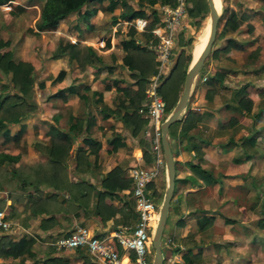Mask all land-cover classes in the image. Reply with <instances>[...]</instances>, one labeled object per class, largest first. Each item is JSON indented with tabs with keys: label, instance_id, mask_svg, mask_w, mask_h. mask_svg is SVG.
Listing matches in <instances>:
<instances>
[{
	"label": "crops",
	"instance_id": "1",
	"mask_svg": "<svg viewBox=\"0 0 264 264\" xmlns=\"http://www.w3.org/2000/svg\"><path fill=\"white\" fill-rule=\"evenodd\" d=\"M151 6L154 7V5ZM254 13H246L248 14L247 19L241 21L236 30L229 31L233 34L228 33L229 35L227 34L223 38L225 40L223 44L216 45V42L213 44L210 52L216 48H219V50L216 54H212L209 69L199 73L195 82L197 84L193 89L191 87L187 105L181 113L179 117L181 119L174 131L176 151L172 149L170 141L177 179L175 193L177 191L181 196L183 195L181 198H176L178 200L173 207L175 212L173 224L176 229L174 241L176 243L175 247L172 248L179 247V250L171 251V254L176 258L173 264H194V261L201 257L203 259L211 258L213 264H223L228 260L231 261L236 256L235 251L231 252L228 247L231 244L230 242L234 240L231 239L233 236L240 237L237 241L244 237L247 240V237H249L251 242H256L259 238L258 244L264 247V232L260 229V221L264 222V172L258 170V165L264 164V80L260 79L264 76V51L261 50V44H258L257 35L254 34L255 28L252 20L255 16ZM148 15L147 11L146 16L148 17ZM256 15H261L264 21V12L263 14L256 13ZM119 18L115 24L126 21L124 18L120 21ZM244 22L245 25H242ZM248 23L253 26L252 30H248ZM115 24L112 26L116 30L117 26ZM244 26H247L246 30L251 31L250 34L245 31L242 32V30H245ZM229 39L240 44L241 47L231 45L228 42ZM196 43L195 41L194 49L197 47L195 46ZM228 43L229 48L223 49ZM240 51L245 53L244 60H233L236 57V52ZM223 59L229 60L231 64L224 63ZM203 76L207 78L203 80ZM107 85L110 88L106 89ZM75 88L76 93L69 95L66 99L55 98L66 101L73 100L78 92L76 86ZM94 91L102 92V96L95 94ZM117 95L121 96V93H118L114 88L112 89L109 83H106L104 88L101 89L100 87L89 88L86 86L84 92L81 93L83 104L73 101L66 120L69 125V117L71 115L76 116L81 110L83 111L88 100H94L93 102L96 103L95 110H97L96 113L91 114L90 129L92 131L96 130V127L99 126V136L103 135L102 138L99 137L102 141V149L108 152L107 144L115 135H121L126 141L125 146L108 152L114 158L112 165L109 161H106V156L104 160L99 158L98 163L92 166L89 171H80L76 168V161H74V164L72 163L75 169L72 175L75 180L85 179L88 184L95 187L93 191L87 187L84 201H89V206H83L82 210L76 213L74 228L84 225L94 233L101 235H109L120 226L134 223L131 216L125 217L127 213L131 212L132 199L128 194L130 188L118 191V195L113 196L111 200L107 197L103 198L100 212L97 213V210H95L96 193L97 190L101 189L100 183L105 175L104 173L118 163L123 164L121 154L124 147L130 142L134 143L132 153L133 156L136 153L135 164L142 163L137 160L143 149L139 145V141L134 137L130 139L126 136L125 132L130 131V128L122 123V120L116 114L109 111V109L115 108L113 103L115 101L114 97L116 96L117 99ZM221 96H226L225 99L228 101L222 103L224 99L221 101ZM247 100L252 102L251 110L246 109ZM104 107L106 108V110H103L105 117L100 113ZM188 113L194 115L192 121L194 124L186 133H183L181 132V126ZM60 119L61 115L55 113L53 115L54 122L50 123L48 131L52 124L62 130H68V127L65 129L58 125ZM230 119L232 124L222 126ZM69 133L72 136L74 131H69ZM92 135L90 136L96 139L95 134ZM136 150L138 151L135 152ZM9 153H19L20 158L17 162L5 160V163L20 164L26 158V154H21L17 150ZM209 175L215 177L216 181H210ZM5 191L6 196L0 197V209H5L9 215L7 207L11 204L14 206L13 211L16 215L10 217L12 229L1 231L0 235L7 233L15 240L22 236L35 237L37 245L40 241L35 233L41 228L35 227L36 223L32 220L30 226L20 224L21 203L16 202V200L14 202V199L9 196V191ZM255 207L259 208L255 210ZM202 225H206V228L202 229ZM246 227L252 229L246 233L247 236L237 233V231L228 235L229 228L233 230L238 228L243 232V229H247ZM74 228L67 230V232ZM216 230H223L224 233L223 231L216 233ZM21 232L26 233L21 235ZM43 243H46L43 250L53 247L51 241H43ZM53 249L56 252L61 251L55 246ZM59 255L67 264H81L83 261L80 252L75 251L73 254L66 252H63V254L61 252L50 253L45 255L46 257L43 259H35L34 263L42 264L48 257ZM35 256L36 249L32 248L31 253L25 252L18 257L0 256V264H11V260L16 259L22 260L21 262H24V264H30L31 261H28V259H34ZM237 259L235 258V261Z\"/></svg>",
	"mask_w": 264,
	"mask_h": 264
},
{
	"label": "rangeland",
	"instance_id": "2",
	"mask_svg": "<svg viewBox=\"0 0 264 264\" xmlns=\"http://www.w3.org/2000/svg\"><path fill=\"white\" fill-rule=\"evenodd\" d=\"M124 2H126L127 4H125ZM42 3L43 2L40 0H12L11 2L8 1L4 4H0V41L8 42L7 45L1 47L0 51H10L15 61L29 62L33 66V71L31 74L32 96L31 98L28 97V102L31 101L32 103H34L33 105H35V108L33 110H30L26 114V116L21 118L20 121L12 122L7 125L9 129V136L7 139L4 136L0 135V152H10L17 150L20 151L21 154H26V158L23 163H0V189L9 191V196L14 199V202L16 200V202L21 203L22 209L19 212L20 224L23 223L26 226H30L32 220L36 223H34L36 225L35 227L39 229L41 228L38 232L35 233L40 242H38V244L34 247L36 249L35 258L28 259V261H31L30 264H36L34 263L35 259H43L46 257L45 255L50 253L61 252V254H63V252H66L69 254H73L75 251H79L77 249H61V251L56 252L53 247H49L48 250H43L46 245V243L44 244L43 241L53 242L58 236L64 235L67 230L74 228L75 215L79 210H82L83 205L80 204V206L73 208V206L69 203H60L62 197L58 196L54 199V197L51 196V194L54 193L51 186L46 187L42 184H39L40 187L36 190L33 188L31 189L30 187L32 186H29V184H27L25 188L21 186L22 184L20 178L28 175V167L30 168L31 166H36V163L41 160L42 156L45 153L43 147H46L51 143L50 135L48 134V128L50 123L54 122L53 115L55 113H59L61 115V119L59 120L58 125L66 129L68 127L66 120L72 107V103L73 101H78V103L83 102L81 93L84 92L86 86H88L89 88L100 87L101 89L104 88V85L106 83H109L112 86V89L114 88L118 93H121V96L123 95L122 91L115 87L125 86L131 90H134L137 87L136 78L134 76V73L136 72L130 70L127 64L124 63L123 59L126 55V51L122 48L120 43L122 39L129 37L128 30L132 25L122 22V17L119 18L121 23L115 24V26H117L116 30L112 25L106 23L108 20V15L104 13L103 8L109 3V0H97L95 2L89 3L86 8L94 6L99 9V11L95 15H92L89 19L88 17H85L81 14V12L85 9L83 8L80 13H72L67 16L59 23V25L55 29L43 31L39 30L36 26L39 19ZM216 3L218 5L220 14L215 40L216 45L223 44L225 41L223 38L230 31H225V34L222 36L219 35L221 30L223 29L225 20L230 15L231 11H238L239 14L243 11L245 13L255 12V16H253L252 18L255 28L254 34L257 35L258 44H261V50L263 49L264 51V21L261 15H256V13L263 14L264 0H216ZM158 4L161 3H156L153 7L151 6V4H148L146 0H120L118 7L115 9V13L119 14L121 11L127 10L130 7L138 8L140 7V5H142V7L146 11H148V17L152 19L156 14L153 9L157 10ZM191 6L192 3L188 1V7L190 8ZM157 15L162 19V14L158 13V10ZM194 21L195 19L192 16L190 20L186 21L185 26H183L176 35V42L173 48L175 56L180 48V38L181 43H188L190 39L193 40L191 44H185L184 46L191 55V57L189 58V65L192 61L193 55L203 45L202 39L207 36L210 31L209 12L202 20V24L200 26H196L194 24ZM87 23H92L93 27L89 28L87 26ZM242 25H245V22ZM244 27L245 30H242V32L245 31L250 34L251 31L246 30L247 26ZM135 37L141 45H146L148 49H152V51L155 52V43L149 41V39H147L142 31L137 30V32L135 33ZM108 39L110 40L109 46L107 45ZM68 40L71 42H77L81 47L82 52L88 55L87 58H91V61H85V64L82 65L76 60L70 61L67 55H63L59 58H53L52 53L57 44L60 41L66 42ZM195 41L197 42L195 45L197 46L196 49H194ZM89 46L92 47L94 49L93 51L96 52V57L90 52ZM236 53V57H234L233 60H244V52L240 51ZM211 61L212 52H210L205 59L199 73L209 69ZM223 61L224 63L231 64L229 60L223 59ZM156 67L157 65L155 66L154 72L148 76L145 85V98L143 102L146 99V90L150 86L151 76L156 72ZM61 68H65L67 71L65 78L62 81L53 82V78ZM197 79L198 77L194 81L192 89L197 84H195ZM260 79L264 80V76L260 77ZM72 83L77 87L78 90L77 95L73 100L71 99L69 101H66L61 98L49 97L58 89V87ZM182 90L183 86L181 88L180 95L182 93ZM12 92H17V90L13 87V84L11 82V73H4L0 69V93L3 94ZM121 96L117 95V99L116 96L114 97L115 101L113 104L115 109L119 108V103L122 99ZM225 97L226 96H221V101L224 99L222 103L228 101L227 99H225ZM93 101L94 100H88L84 105V110H81L75 116V119L79 120L81 124L72 135V153L69 159L68 166L69 176L74 181H76L75 177L72 175L73 170H75L73 164L74 161H76L74 155L75 151L78 148H84L85 150V157L83 158L81 170L78 169L83 172L87 170L89 171L92 166H95V164L98 163L99 158L100 160H104V157L106 156V161H109L111 165L114 159L112 157L113 155L111 156L110 153L106 152L105 149H102V141L99 139V137L102 138L103 135L99 136V126L96 127V130L92 131L90 129L91 114L93 112L96 113L97 110H95L96 103ZM119 109L121 112L124 111V108ZM116 116L120 118L119 115L116 114ZM121 122L124 123L123 121ZM22 124L24 125V128L21 130ZM87 124L89 125V128H86ZM145 127V125L142 126L137 136H134L132 134L131 129L130 131L128 130L125 132L126 136H128L130 139L134 137L139 141V145H141L140 139L143 138V134L145 135ZM176 128L177 122L171 124L169 128V138L172 143V149L174 151H176L174 143V131ZM93 133L95 134L94 137H96L95 140L99 141L100 143V147H97V151L93 150V146H88L84 142V139H86V137L92 138L90 135H92ZM15 134H18L17 138L13 136ZM133 148L134 143L132 142L124 147L123 153L121 154L123 164H116L122 167L124 174L127 177L129 167L136 163V153L135 156H133ZM137 151L138 150H136L135 152ZM263 165L264 164L258 165V170L262 171V173L264 172ZM43 166L45 167L44 164ZM154 186L157 191L155 195L157 204L161 206L167 187L166 169L164 172L160 173V175L156 179V182L154 183ZM75 193L79 194V192L77 191ZM182 196L181 194L177 193V191L176 193L174 191V195L171 199V210L169 209L170 213L167 216V221L162 236V250L164 257L163 264H173V261H175L174 259H176L171 254L172 247H175L176 243L174 241V232L176 229L173 224V218L175 216L173 207L174 203H177L178 199L176 198H181ZM61 205L65 206L66 208L64 209L63 207L62 209H60ZM258 208L259 207H255V210H257ZM157 209L159 211L160 207H158ZM53 211V222L51 224L48 222L42 223V217L50 215V213ZM14 215L16 214H13V216ZM251 216L254 217L253 215ZM43 224H45L46 227H44ZM260 229L264 232L263 227H260ZM249 230L252 229H243V232H241V230L238 228H236V230L229 228L227 232L229 235L230 233L237 231V233H241L247 236L246 233H248ZM154 231L155 227H152V230L150 231L151 238L148 243L149 249L153 254L154 248L152 245V236L154 234ZM219 231L223 230H216V233ZM22 233L23 232H21V235ZM170 237L172 238V241L169 242L168 239ZM244 238L238 241L237 239H240V237L238 236H233L231 238L236 241L232 240L233 242H230L231 244L228 245V247L231 249V252L235 251V258L238 259L235 261V258H233L231 261L228 260L225 263L222 259L223 264H264V247H262L263 245L258 244L257 241H259V238L256 242H251L249 240V237H247V240ZM87 255L92 261H94L88 253ZM58 257L62 259L60 255ZM11 261V264H24V262H21L22 260L19 261L16 259ZM194 264H213V261L211 258L203 259L201 257L199 259H196V261H194Z\"/></svg>",
	"mask_w": 264,
	"mask_h": 264
},
{
	"label": "trees",
	"instance_id": "3",
	"mask_svg": "<svg viewBox=\"0 0 264 264\" xmlns=\"http://www.w3.org/2000/svg\"><path fill=\"white\" fill-rule=\"evenodd\" d=\"M11 2L12 0H0V4H4L6 2ZM43 3L41 4L39 19L37 21V28L39 30H51L55 29L59 23L69 16L72 13H80L83 8L90 2H94L97 0H40ZM101 1V0H98ZM148 4L154 5L156 3L161 4H169L175 5V0H146ZM192 3V6L188 7V13L190 17L192 16L195 21L194 24L196 26H200L202 24V20L205 18L207 13L209 12V6L207 0H188ZM120 0H109V3L103 8L105 14L108 15L107 24L114 25L119 16L126 19L132 20L138 16H146L147 11L140 5L138 8L130 7L127 10L121 11L119 14L115 13V9L118 7ZM127 4L126 2H124ZM98 11L97 7L85 8L81 14L88 19L96 14ZM156 12L155 16L151 19L148 24V28L151 29L154 25L160 20V17L157 15V10H153ZM248 14L245 12L231 11L230 15L226 18L223 29L219 33V35H224L225 31H234L236 30L240 22L246 20ZM190 20V19H189ZM89 28L93 27L92 23H87ZM248 30H252L253 26L248 23ZM137 29L134 26H130L128 30L129 37L122 39L120 41L122 48L126 51V55L124 56V63L130 68V70L135 71L134 76L136 78L137 87L134 90L129 89L128 87H117L123 92V97L120 101L119 108H124V111H120L119 108L109 109L110 113L117 114L120 116V119L127 125L134 136H137L143 125H146L147 119L139 112V108L143 104V100L145 98V85L148 79V76L154 72L156 66V55L152 49H148L146 45H141L137 38L135 37V33ZM147 39L152 38V34L150 32H143ZM219 38V37H218ZM192 39L188 41V43H181V38L179 40V50L177 54L174 56V64L169 72V74L165 77V79L161 82L158 87V92L161 94L166 108V115H168L173 108L175 107L179 97L181 88L183 86L185 75L189 66V58L191 57L190 53L185 49V44H191ZM153 42H157V39L154 38ZM228 42L233 46H239L240 44L228 40ZM229 43L223 47V49L229 48ZM8 42L0 41V49L2 46L7 45ZM107 45H110V40H107ZM90 52L95 55L96 52L93 51V48L89 47ZM219 48L213 49L212 54H216ZM63 55H67L70 61L76 60L80 64L84 65L85 61H91V58H87L84 52H82L81 47L77 42L71 41H60L55 49L53 50L52 57L59 58ZM0 69L4 73H11V82L13 87L17 90V92L12 93H0V135L4 136L6 139L9 136V129L7 125L12 122H18L26 116V114L35 108L34 103L31 101L28 102V97L32 96V71L33 66L29 62L25 61H15L12 57L10 51H0ZM67 71L64 68H61L56 76L53 78V82L60 81L64 79ZM110 88L109 85L106 86V89ZM95 94H99L102 96V92L94 91ZM76 93V88L74 85H65L63 87L58 88L54 93H52L49 97H61L68 98L69 95ZM252 102L247 100V110H251ZM103 110L106 108H102L100 111L101 115L105 117L103 114ZM193 114L188 113L186 118L184 119L181 132L186 133L189 128L194 124ZM181 118L177 119L175 122H179ZM231 123L230 121L225 122L222 126ZM81 122L75 119V116L71 115L69 117V125L68 130H62L58 126L52 124L49 129V135L51 139V143L43 147L44 155L41 160L36 163V166L28 167V175H25L21 179V186L23 188L26 187L27 184L31 189H38L42 184L43 186H51L53 192L51 194L52 197H62L60 203L70 204L74 207L80 206L82 204L84 207L89 206V202L84 201V197L86 196L87 187L91 188L92 191L95 187L85 179H79L78 181H74L70 178L68 172L69 159L72 153V136L69 131H75V129L80 126ZM232 124V123H231ZM24 128V125H21V130ZM86 128H89V125H86ZM170 133V132H169ZM15 138L18 137V134L13 135ZM84 142L88 146H93V150L97 151V147H100L99 141H96L94 138L86 137ZM140 143L143 148V157L146 163H150L152 160L151 151H150V142L147 137L144 135L143 138L140 139ZM126 141L123 139L121 135H115L112 139L109 140L107 144V151L111 152L113 150H117L121 146H125ZM95 147V148H94ZM84 148H78L75 151L74 158L76 160V168L81 170L83 164ZM20 158V154H11L9 152H0V163L7 161L17 162ZM45 165V167L43 166ZM194 166V165H193ZM83 169V168H82ZM161 173L165 171V163L161 164L160 167ZM204 171V170H203ZM210 181H216L215 177L209 175ZM175 181L177 179L175 178ZM131 184L132 179L124 174V171L120 165L114 166L112 169L107 171L101 180V189L97 190V197L94 204L95 210L97 213L100 212V205L103 198H108L111 200L113 196L118 195V191L130 188V192L128 193L131 196V212L127 213L125 217H132L134 221L137 218V214L134 210V199L132 197L131 192ZM150 187L153 188V193L156 195L157 191L155 189L154 183H150ZM176 188V186H175ZM79 192L76 194L75 192ZM1 207V206H0ZM66 208L61 205L60 209ZM9 211L8 217H12L13 214V205H9L7 207ZM54 220V211L50 213L48 216L42 217V223H52ZM46 227L45 224H43ZM260 226H264V222L260 221ZM206 225H202V229H205ZM1 232V231H0ZM66 232L65 234H68ZM36 245L35 237H26L22 236L19 239H13L9 234H1L0 235V256H10V257H18L25 252L31 253L32 248ZM54 247V246H53ZM116 250L120 253L122 252V247L119 244H115ZM79 250L83 261L81 264H101L100 262L94 260L92 261L90 257L87 255V252L82 248H76ZM67 250V249H64ZM179 250V247L172 248V252ZM163 251V250H162ZM40 262V261H38ZM42 262V261H41ZM57 263L62 264L66 263V261L62 260L58 256L48 257L43 261L42 264H51Z\"/></svg>",
	"mask_w": 264,
	"mask_h": 264
},
{
	"label": "built area",
	"instance_id": "4",
	"mask_svg": "<svg viewBox=\"0 0 264 264\" xmlns=\"http://www.w3.org/2000/svg\"><path fill=\"white\" fill-rule=\"evenodd\" d=\"M175 5L161 4L157 8L162 19L148 28L151 21L147 16H138L126 20L125 24L134 26L142 32H150L155 42L157 69L151 76L150 86L146 90V99L139 112L147 119L145 136L150 142L152 160L146 163L143 149L137 160L142 163L134 164L128 169V176L132 179L131 192L134 199V210L137 218L134 223L120 226L109 235L96 234L89 227L80 225L68 234L58 236L52 244L58 249H84L94 260L101 264H152L153 253L149 249L150 231L155 225L152 221L158 220L159 211L156 197L150 183H155L160 175V167L164 162L161 140V124L167 117L165 102L158 92V87L169 74L174 63L173 48L176 35L191 19L188 13L187 0H175ZM199 76V75H198ZM197 76V77H198ZM207 77L203 76L205 80ZM6 196V191L0 189V197ZM160 210V209H159ZM12 229V221L5 209H0V231ZM168 241H172L170 237ZM115 243L122 247L118 252Z\"/></svg>",
	"mask_w": 264,
	"mask_h": 264
},
{
	"label": "water",
	"instance_id": "5",
	"mask_svg": "<svg viewBox=\"0 0 264 264\" xmlns=\"http://www.w3.org/2000/svg\"><path fill=\"white\" fill-rule=\"evenodd\" d=\"M207 2L209 6V15H210V31L207 42L204 48L202 49L201 53L197 57V59L193 62L191 61L190 65L188 66L185 75L182 93L173 110L167 115V117L164 119V121L161 124V131H162L161 140H162V148H163L164 162L166 169L167 187L163 202L160 206L159 218L157 220L155 231L152 236V245L154 248L152 264H163L164 262L163 251H162V241H163L162 236L171 205V199L175 191L176 170H175V160L169 139V128L171 124H173L177 119H179L181 113L185 109L189 99L191 87L200 72L201 66L203 65L206 57L209 55L211 51L217 35V27L220 17L218 5L216 3V0H207Z\"/></svg>",
	"mask_w": 264,
	"mask_h": 264
},
{
	"label": "bare ground",
	"instance_id": "6",
	"mask_svg": "<svg viewBox=\"0 0 264 264\" xmlns=\"http://www.w3.org/2000/svg\"><path fill=\"white\" fill-rule=\"evenodd\" d=\"M208 35H209V33H208ZM208 35L207 36H205L203 39H202V43H203V45L201 46V48L194 54V56H193V58H192V62L193 61H195L196 59H197V57L199 56V54L201 53V51H202V49L204 48V46H205V44H206V42H207V39H208ZM156 220H154V221H152V224L153 225H155L156 226V222H155Z\"/></svg>",
	"mask_w": 264,
	"mask_h": 264
}]
</instances>
